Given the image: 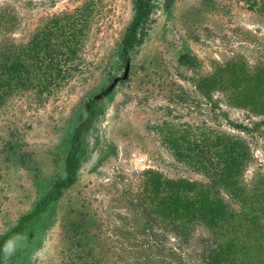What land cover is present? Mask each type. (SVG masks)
<instances>
[{"label": "rangeland", "instance_id": "rangeland-1", "mask_svg": "<svg viewBox=\"0 0 264 264\" xmlns=\"http://www.w3.org/2000/svg\"><path fill=\"white\" fill-rule=\"evenodd\" d=\"M253 2L156 1L148 39L133 55L126 77L101 101L85 136L78 183L51 208L46 227L39 226L30 243L20 239L6 264H142V237L131 234L137 221L130 206L141 191L142 172L154 169L169 178L205 181L163 143L159 128L166 124L192 139L210 130L243 138L253 154L246 182L264 172V115L228 106L222 92L208 101L178 63L181 54H192L199 72L207 75L233 59L252 68L264 61V15L253 11ZM4 9L14 17V27L0 33V45H26L67 14H88V19L81 65L66 84L43 103L34 91L16 92L2 102L0 235L30 212L51 179L63 173L73 129L87 116V100L112 77H124L119 44L132 19L133 0H0ZM188 248L196 260L199 243Z\"/></svg>", "mask_w": 264, "mask_h": 264}, {"label": "trees", "instance_id": "trees-1", "mask_svg": "<svg viewBox=\"0 0 264 264\" xmlns=\"http://www.w3.org/2000/svg\"><path fill=\"white\" fill-rule=\"evenodd\" d=\"M156 1L133 0L132 19L119 44L118 65L125 70L148 39ZM251 7L264 15V0H254ZM87 15L56 18L21 47L8 42L0 45V107L7 97L20 91H34L43 103L68 82L72 70L81 65L80 41ZM13 21L9 10H1L0 33L12 31ZM178 63L193 75L190 82L208 101H213L218 91L224 93L228 106L264 115V61L252 68L244 60L233 59L220 73L207 75L199 72L200 63L192 54H181ZM119 79L124 77H112L111 84L87 100V116L73 129L63 173L51 179L30 212L0 235V264L8 260L5 245L11 241L15 247L22 238L30 243L37 228L45 226L51 208L78 183L85 136L99 116L101 101L113 93ZM159 134L175 158L205 181L169 178L154 169L142 172L139 196L130 200L137 221L131 234L142 237V264H264V172L246 182L245 172L253 161L246 140L214 130L192 139L187 131L169 124L161 126ZM194 241L201 247L196 260L191 259L188 248Z\"/></svg>", "mask_w": 264, "mask_h": 264}, {"label": "clouds", "instance_id": "clouds-1", "mask_svg": "<svg viewBox=\"0 0 264 264\" xmlns=\"http://www.w3.org/2000/svg\"><path fill=\"white\" fill-rule=\"evenodd\" d=\"M13 248H14V245L11 241H9L6 245H5V248H4V252H5V258L7 259L12 251H13Z\"/></svg>", "mask_w": 264, "mask_h": 264}, {"label": "water", "instance_id": "water-1", "mask_svg": "<svg viewBox=\"0 0 264 264\" xmlns=\"http://www.w3.org/2000/svg\"><path fill=\"white\" fill-rule=\"evenodd\" d=\"M128 70H129V65L127 66V69H126V72H125V76L124 78L126 77L127 73H128Z\"/></svg>", "mask_w": 264, "mask_h": 264}]
</instances>
